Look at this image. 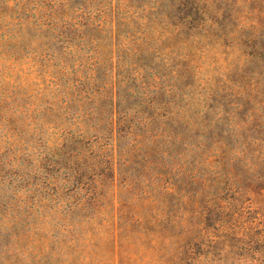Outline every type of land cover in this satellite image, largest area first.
<instances>
[{"label": "rangeland", "instance_id": "374dc122", "mask_svg": "<svg viewBox=\"0 0 264 264\" xmlns=\"http://www.w3.org/2000/svg\"><path fill=\"white\" fill-rule=\"evenodd\" d=\"M0 264H264V0H0Z\"/></svg>", "mask_w": 264, "mask_h": 264}, {"label": "trees", "instance_id": "16d2710c", "mask_svg": "<svg viewBox=\"0 0 264 264\" xmlns=\"http://www.w3.org/2000/svg\"><path fill=\"white\" fill-rule=\"evenodd\" d=\"M164 90H161V101H162V96H164L165 97V93L163 92ZM163 102V101H162ZM162 102H161V113L163 112V111H167L166 110V107H168V106H165V105H162ZM239 106H241V108L240 109H242L243 107H244V105H239ZM119 114H120V118L119 119H122V114H124V113H122V112H119ZM126 116V115H125ZM162 114H161V144H162V142H163V138H162V136H164V134L165 133H167V131H168V129L169 128H171V127H173L174 128V126H180L181 125V122L183 123V121H182V119L180 118L179 119V117L178 116H175L174 118H162ZM167 120V121H166ZM169 122H170V124H172V125H174V126H170V124H169ZM171 137V136H170ZM172 138V137H171ZM177 139H178V136H175L174 138H172L169 142H168V144H163V147H164V154L167 152V155L170 157L171 156V154H173L174 153V151H175V149L177 148L176 147V145H177ZM166 155V154H165ZM168 158V157H167ZM167 161L168 160H164V165L166 166V163H167ZM164 166V167H165Z\"/></svg>", "mask_w": 264, "mask_h": 264}]
</instances>
